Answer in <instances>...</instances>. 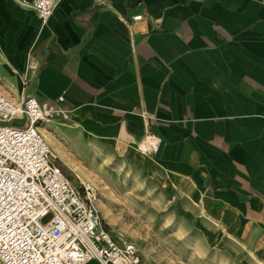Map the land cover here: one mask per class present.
Here are the masks:
<instances>
[{
    "label": "crops",
    "instance_id": "1",
    "mask_svg": "<svg viewBox=\"0 0 264 264\" xmlns=\"http://www.w3.org/2000/svg\"><path fill=\"white\" fill-rule=\"evenodd\" d=\"M33 1L0 0V91L17 100L28 79L40 101L65 97L56 157L185 191L227 225L232 259L260 264L264 0H59L44 25Z\"/></svg>",
    "mask_w": 264,
    "mask_h": 264
},
{
    "label": "built area",
    "instance_id": "2",
    "mask_svg": "<svg viewBox=\"0 0 264 264\" xmlns=\"http://www.w3.org/2000/svg\"><path fill=\"white\" fill-rule=\"evenodd\" d=\"M58 1L31 4L43 25ZM29 86L24 79L17 100L0 92V264H146L135 243L114 237L95 206L97 191L77 189L39 129L68 119L59 106L65 97L43 102ZM159 144L150 137L139 149L153 153Z\"/></svg>",
    "mask_w": 264,
    "mask_h": 264
},
{
    "label": "rangeland",
    "instance_id": "3",
    "mask_svg": "<svg viewBox=\"0 0 264 264\" xmlns=\"http://www.w3.org/2000/svg\"><path fill=\"white\" fill-rule=\"evenodd\" d=\"M0 92L12 99L18 93ZM55 131L52 140L58 150L65 152L59 132ZM57 163L81 192L85 184L97 191L95 206L104 223L116 239L135 243L146 264H238L229 253L231 243L221 231L227 225L218 228L207 222L185 191L161 189L146 177H121V182L114 177L110 181L107 160L93 164L87 159L70 157L57 158ZM115 166L116 163L112 165ZM246 246L250 249L249 244ZM247 251L243 260L253 264ZM260 257L264 263V256Z\"/></svg>",
    "mask_w": 264,
    "mask_h": 264
},
{
    "label": "bare ground",
    "instance_id": "4",
    "mask_svg": "<svg viewBox=\"0 0 264 264\" xmlns=\"http://www.w3.org/2000/svg\"><path fill=\"white\" fill-rule=\"evenodd\" d=\"M39 129L45 135V137L47 138V140L52 144L53 149H54V151H53L54 155L55 156H58V154H59L58 146L52 140V135L55 134V132H56L55 129H53L52 126H51V124H48V123H44V124L39 125ZM77 177L81 179V176L79 174H77ZM89 186H90V188H93L90 184H89ZM191 202L193 203V205L195 207L198 208L197 210L200 211V213H202L205 217H207V219H212L207 214L206 208L200 202V200H196V199H193L192 198ZM229 235H231L230 232H229ZM255 257L259 261L260 264H264L263 263V260H262V258L260 256H258V255L255 254Z\"/></svg>",
    "mask_w": 264,
    "mask_h": 264
}]
</instances>
